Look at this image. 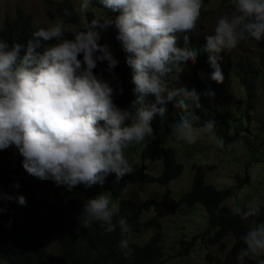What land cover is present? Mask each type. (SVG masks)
<instances>
[{
  "label": "clouds",
  "instance_id": "clouds-1",
  "mask_svg": "<svg viewBox=\"0 0 264 264\" xmlns=\"http://www.w3.org/2000/svg\"><path fill=\"white\" fill-rule=\"evenodd\" d=\"M99 2L119 14L114 19L105 17L103 23L94 18L82 30L73 32L72 39L65 37L63 20L33 32L23 56L21 44L9 46L0 39V150L15 146L29 175L51 180L69 191L79 185L103 186L110 174L119 183L133 172L125 150L153 135L151 121L156 115L164 119L170 102L180 110L179 120L172 124L178 139L194 144L207 136L223 148L224 138L217 135L216 121L199 124L201 118L193 110L201 107L200 94L194 88H169L165 81L178 65L195 62L199 54V49L178 43L180 34L197 28L202 0ZM90 3L91 0H81L79 10L86 12ZM64 13L72 15L67 8ZM113 24L127 53L135 86L133 91L130 89L136 99L127 109L114 103L113 87L102 74L93 71L98 61H107L109 72L117 64L108 47L98 43L97 28ZM249 38H264V0H235L234 11L219 18L214 32L206 35L204 51L214 69L212 80H224L221 53ZM41 40L56 43L38 51ZM184 43H189L187 35ZM80 54L83 60L78 58ZM5 198L12 199L0 194V199ZM16 199L20 205L26 204L23 195ZM82 212V226L86 229L99 222L105 232L111 233L118 226L119 250L125 259L134 260L131 226L125 217L113 223L119 208L107 195L100 193L85 201ZM260 213L261 207L255 201L235 210L242 221ZM241 239L246 247L238 253L240 264L250 255H264V224L253 221Z\"/></svg>",
  "mask_w": 264,
  "mask_h": 264
},
{
  "label": "trees",
  "instance_id": "trees-1",
  "mask_svg": "<svg viewBox=\"0 0 264 264\" xmlns=\"http://www.w3.org/2000/svg\"><path fill=\"white\" fill-rule=\"evenodd\" d=\"M233 0H222L223 4H228ZM48 4H56V14L49 12L50 17H58L65 23V29L69 25L79 26L81 24V13L74 4V0H64L62 2L48 1ZM90 5L96 9L105 11L108 18L117 16L118 12H112L104 8L99 0H91ZM67 8L72 13L71 16H65L64 9ZM94 18L101 19L92 11L85 14L86 24ZM97 28L100 34L98 43L104 44L101 40L102 33L108 28ZM84 27L81 28V30ZM38 30L33 25V19L26 14L24 10L17 6L14 17H6L3 23H0V39L6 41L9 46L13 43L21 44V56L26 51L27 43L33 39V32ZM65 37L72 39V33L65 30ZM252 42L256 47L264 50V38L256 41L254 38L241 41V43ZM113 44L116 46L122 43L117 39V34L113 38ZM183 39H179V46H183ZM50 46L49 41H40L38 51H43ZM117 64L111 72L108 71V62L98 61V67L93 71L95 74H102L114 89L113 99L118 104H126L128 107L136 99V94H131L130 83V66L127 64V53L125 51L114 55L110 52ZM83 60V55L78 56ZM227 66L233 71L238 78L240 85L246 94L245 112L254 109L258 93L257 81L260 79L263 69L256 65L246 56L233 58L228 56ZM211 68L208 62V53L196 58L194 75L192 83L197 87L202 96H209L212 91L218 95L221 92V83L211 79ZM173 72V71H172ZM171 72V73H172ZM201 72L210 76L209 80H203ZM171 73L165 78L167 83L171 82ZM122 89V91H121ZM153 99L154 97H150ZM173 103L167 104V109L173 110ZM248 119V115H245ZM230 118L222 116L216 117L217 135L224 138L227 145L236 142L241 137V133L246 129L236 127L230 132ZM261 129H264V119L261 120ZM154 133L141 156V165L129 175H126L119 183L114 182L115 175L110 174L103 186L97 184L92 188H85L79 185L71 191L66 186L56 185L53 181H42L29 175L22 167L23 157L17 151L19 170H15L9 162L5 149L0 150V194L11 196V187L13 185L21 186L26 190L29 206L25 216L19 219L17 213L9 206V199H0V259L5 260L8 264H60L61 261L56 255L49 251L45 242L40 236L38 230L39 219L45 212V223L43 229L49 236L57 237L60 241V247L63 255L67 258L68 264H165L169 259L185 256L201 240L204 243L216 245L219 252H223V257H218L209 251L205 255V262L200 264H240L237 259L238 253L246 247L241 237L247 233L253 226L264 224V205H260L261 213L257 217L249 218L242 221L239 215L232 212L230 207L225 203L230 197L231 192L226 189H217L213 184L206 183L208 172L216 170V165L202 164L193 165L194 176L192 186L189 192L183 195L179 200L171 196V190L168 188L170 183L178 179L184 172V166L177 159L175 148L169 146L170 137L174 133L172 126L166 129H160L152 125ZM162 158L163 170L158 176L151 175L147 172V162L154 163L157 158ZM134 182L142 184H158L165 187L161 199H148L141 205L130 200L121 199L126 188ZM237 188L241 189L249 183L248 174L244 177L236 178ZM41 187L39 194L37 187ZM109 192L114 200H120L119 213L114 216L113 223L120 217H125L131 226V233H140L141 217L145 212L152 211L154 216L145 224L146 229L156 228L155 233L149 241L143 245L130 242L134 250V260L129 261L121 254L118 244L121 239L119 227L111 232H105L99 226V222H94L87 229L82 226L83 223V204L88 199L97 194ZM201 205L207 214V228L192 236L188 240L184 237L179 240L182 249L179 252L164 258L165 245L164 234L159 224V220L176 214L182 207H195ZM232 237V243L225 244L223 238ZM261 256L245 257L243 264H257Z\"/></svg>",
  "mask_w": 264,
  "mask_h": 264
},
{
  "label": "rangeland",
  "instance_id": "rangeland-1",
  "mask_svg": "<svg viewBox=\"0 0 264 264\" xmlns=\"http://www.w3.org/2000/svg\"><path fill=\"white\" fill-rule=\"evenodd\" d=\"M52 2H62L64 0H48ZM81 0H74L76 8L79 10ZM203 7L201 10L200 20L197 22V28L189 33L180 34L179 39H183L187 35L189 43L187 46L199 49L197 57L204 55V47L206 45V35L212 34L218 19L224 15H230L234 11L235 0L228 4H223L222 0H202ZM21 7L24 12L30 15L33 19V25L36 28H47L51 24L60 20L58 17H50L49 12L56 14V4H48L47 0H0V23L2 24L6 17H14L16 7ZM89 11L94 12L98 17L105 18V11L96 9L89 5L86 12L81 13V24L79 26L69 25L66 30L70 33L81 30L86 25L85 14ZM112 19L114 17H110ZM117 34V29L114 24L102 33L101 40L108 47V50L114 55L123 52L122 44L116 46L113 44V38ZM50 45L56 43L55 40H49ZM179 46V43H178ZM223 61L221 67L224 75V80L221 82V92L215 94L212 89L209 96H202L197 87L192 83L194 75L195 62L189 61L182 65H178L171 73V82L167 83L169 88L187 87L195 89L200 94V108H194V112L201 119L199 124L206 120L214 119L217 115L228 116L230 119V132L236 127L246 129V132L241 133L238 141L233 142L223 148L214 144L207 136L198 139L194 144L177 138L174 132L170 137L169 146L175 148L177 159L184 166L183 174L169 185L171 196L175 200H179L184 194L190 191L194 176L193 165L209 164L216 165V170L208 172L206 175V183L213 184L217 189H228L231 192L225 203L230 207L232 212L237 208H246L248 204L257 202L259 205H264V129H261V120L264 119V50L255 46L252 42L239 43L237 47L231 50H225L221 53ZM232 56L234 59L239 56H246L256 65L261 66L263 73L257 81L258 93L256 104L253 110L245 112L246 94L243 87L240 85L238 78L233 71H230L227 66V58ZM196 61V60H195ZM98 67V62H97ZM203 80H209L210 76L201 72ZM131 89L135 87L132 83V70L130 68ZM214 93V94H213ZM121 109L129 108L126 104H118ZM248 115V119L245 115ZM180 118V110L173 107L167 109V114L164 119L159 115L154 116L151 125L160 129H166L172 126ZM152 140V137L146 138L139 144H133L125 150V157L129 164L136 170L141 165V156L146 144ZM9 162H11L15 170H19V161L17 151L14 146L5 149ZM163 163L162 158L158 157L154 163L147 162V172L151 175L158 176L162 173ZM248 174L249 183L245 184L238 190L236 178L244 177ZM40 194L41 187H37ZM166 188L158 184H142L139 182L131 183L123 192L121 199L130 200L138 205H141L148 199H161ZM12 199L9 201L10 208L17 213L19 219H22L26 214L29 206V200L26 190L17 185L11 187ZM105 195L110 198V201L119 207L120 200H114L109 192L104 191ZM23 195L26 200L25 205H20L16 197ZM111 206V205H110ZM45 213L40 217L38 230L40 236L45 241L47 248L52 251L58 258L61 259V264H67L60 248V242L57 238L47 235L43 230ZM154 213L152 211L145 212L141 217L140 233H131V242L143 245L147 243L150 237L155 233L156 228L146 229L145 224L152 219ZM159 224L164 234L165 255L164 258L173 255L182 249L179 240L184 237V240H190L192 236L204 231L207 226V214L201 205L193 208L184 206L176 214L162 218ZM231 236H225L223 241L227 247L232 243ZM1 248V245H0ZM213 252L218 257H223V252H219L216 245L204 243L199 240L196 246L185 256H179L169 259L165 264H200L205 262L207 252ZM0 264H8L4 260H0ZM257 264H264V255L257 260Z\"/></svg>",
  "mask_w": 264,
  "mask_h": 264
}]
</instances>
